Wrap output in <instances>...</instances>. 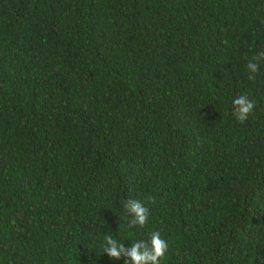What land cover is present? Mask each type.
I'll return each mask as SVG.
<instances>
[{"label":"trees","instance_id":"1","mask_svg":"<svg viewBox=\"0 0 264 264\" xmlns=\"http://www.w3.org/2000/svg\"><path fill=\"white\" fill-rule=\"evenodd\" d=\"M259 53L264 0H0V264H123L103 235L153 231L161 264H264Z\"/></svg>","mask_w":264,"mask_h":264},{"label":"clouds","instance_id":"2","mask_svg":"<svg viewBox=\"0 0 264 264\" xmlns=\"http://www.w3.org/2000/svg\"><path fill=\"white\" fill-rule=\"evenodd\" d=\"M264 59V53L251 57L247 62L249 78L257 73L260 68L259 61ZM254 102L245 94L232 100L231 111L238 122L243 123L254 110ZM124 217L129 229L145 226L149 219V209L140 200L132 198L123 202ZM132 235L131 232L128 233ZM124 239H118L112 234L102 237L103 253L113 261H123V264H161L169 252V241L161 236L159 231H153L147 239L131 241L126 247Z\"/></svg>","mask_w":264,"mask_h":264}]
</instances>
